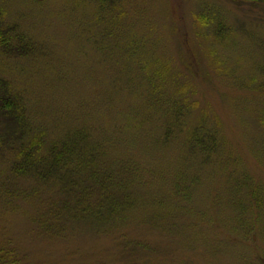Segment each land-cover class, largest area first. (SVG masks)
<instances>
[{
	"label": "rangeland",
	"instance_id": "374dc122",
	"mask_svg": "<svg viewBox=\"0 0 264 264\" xmlns=\"http://www.w3.org/2000/svg\"><path fill=\"white\" fill-rule=\"evenodd\" d=\"M122 7L127 32H150L158 41L152 53L172 71L196 56L190 66L201 75H190L189 97L197 108L187 110L183 127L204 115L215 124L217 154L185 158V140L163 139L161 111L147 107L143 87L132 89L126 61L101 51L93 1L0 0L5 24L33 48L0 55V75L22 92L34 123L51 139L86 126L107 140L108 158L132 161L138 174L129 185L133 206L118 223L48 221L53 192L34 194L32 179H20L26 195L0 194V263L14 251L18 264H264V93L250 83L264 81V0H124ZM196 15H220L232 28L228 41L196 36ZM126 103L136 108L128 126ZM6 172L0 160V183Z\"/></svg>",
	"mask_w": 264,
	"mask_h": 264
},
{
	"label": "trees",
	"instance_id": "16d2710c",
	"mask_svg": "<svg viewBox=\"0 0 264 264\" xmlns=\"http://www.w3.org/2000/svg\"><path fill=\"white\" fill-rule=\"evenodd\" d=\"M91 1L95 4L99 33L105 39L104 43L110 44L104 46L103 43L101 51L110 56L119 52L126 61L123 71L127 80H133L132 89L143 87L144 103L150 109L161 111L163 139L185 140L181 143L186 150L185 158L188 154L208 160L216 155L218 135L214 123L208 124L203 115L192 127L187 130L183 127L186 112L193 107L189 97L193 94L190 75H201L198 69L190 66L196 56H191L190 61L181 60L186 71L184 68L172 71L170 61L152 53L151 49L158 41L151 38L150 32H127L128 24L123 21L124 0ZM3 15L0 8V55L32 54V43L17 31L15 25L5 24ZM193 22L196 36L203 34L219 44L226 43L232 34V28L220 15L204 18L196 15ZM186 52L191 53L190 49ZM152 58L156 63L148 62ZM250 83L255 85L254 90L264 93V81L256 82V78L251 77ZM126 109L127 112L122 110L125 125L136 108L127 104ZM96 137L85 126L68 128L60 136L49 138L47 131L39 128L27 113L22 92L14 82L0 75V160L7 165L5 181L0 183L1 195H26L27 189L16 184L20 179L28 178L33 181L34 194L42 189L53 192L45 201L46 215L51 218L48 221L80 217L92 218L99 223L119 221L133 206L129 185L138 175L136 165L130 160L108 158L103 148L107 140ZM4 256L10 264L19 263L14 251ZM0 259L4 261L1 256Z\"/></svg>",
	"mask_w": 264,
	"mask_h": 264
}]
</instances>
